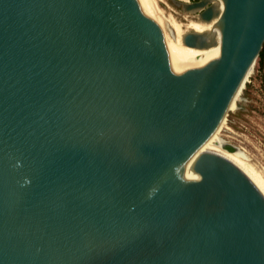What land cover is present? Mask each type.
I'll return each instance as SVG.
<instances>
[{
  "label": "water",
  "instance_id": "95a60500",
  "mask_svg": "<svg viewBox=\"0 0 264 264\" xmlns=\"http://www.w3.org/2000/svg\"><path fill=\"white\" fill-rule=\"evenodd\" d=\"M0 0V264H264V162L220 128L264 0ZM183 14L216 19L192 80Z\"/></svg>",
  "mask_w": 264,
  "mask_h": 264
},
{
  "label": "rangeland",
  "instance_id": "374dc122",
  "mask_svg": "<svg viewBox=\"0 0 264 264\" xmlns=\"http://www.w3.org/2000/svg\"><path fill=\"white\" fill-rule=\"evenodd\" d=\"M161 1L168 16L178 22L182 13L180 9L178 7L171 8L167 0ZM184 1L190 3V0ZM184 16L186 14H183ZM223 123L222 129L244 142L264 162V61L261 64L254 62L247 80L239 92L235 106L227 112Z\"/></svg>",
  "mask_w": 264,
  "mask_h": 264
},
{
  "label": "bare ground",
  "instance_id": "6f19581e",
  "mask_svg": "<svg viewBox=\"0 0 264 264\" xmlns=\"http://www.w3.org/2000/svg\"><path fill=\"white\" fill-rule=\"evenodd\" d=\"M177 1L182 2V3H186L184 0H177ZM213 1H214V4L216 5V7L218 9V12H220L221 7H222L221 0H213ZM188 15L189 14H186V16L183 17L184 23H183V28H182V36L187 31L194 32V33L210 32V33H212L213 39L215 42L214 46L207 48V49H204V50H197L194 48L186 47L182 44L181 55L183 57V60L186 64L187 68H188V71L192 77V80H199L205 76L210 75L212 73V71L214 70V67L216 64V59H217L218 54H219V48H218L219 34H218V29L215 26L216 19H213L208 24H204V23L192 21L190 19L191 16L190 15L188 16ZM176 17H178V16H176ZM169 20H170L171 25H177L178 24V22L170 16H169ZM249 73H250V70L247 72V74H246V76L242 82V85L240 86V88L238 89L236 94L234 95L228 111L233 109V107L235 106L236 99L239 95L240 90H242L243 85L246 82ZM223 124L220 126V128L221 127L223 128V126H224Z\"/></svg>",
  "mask_w": 264,
  "mask_h": 264
},
{
  "label": "trees",
  "instance_id": "16d2710c",
  "mask_svg": "<svg viewBox=\"0 0 264 264\" xmlns=\"http://www.w3.org/2000/svg\"><path fill=\"white\" fill-rule=\"evenodd\" d=\"M258 64H261L264 61V42L262 43L261 49L258 53V56L255 60Z\"/></svg>",
  "mask_w": 264,
  "mask_h": 264
},
{
  "label": "flooded vegetation",
  "instance_id": "af4514ba",
  "mask_svg": "<svg viewBox=\"0 0 264 264\" xmlns=\"http://www.w3.org/2000/svg\"><path fill=\"white\" fill-rule=\"evenodd\" d=\"M196 1H200V0H190V2H196Z\"/></svg>",
  "mask_w": 264,
  "mask_h": 264
}]
</instances>
